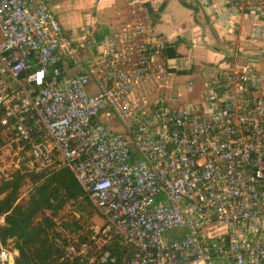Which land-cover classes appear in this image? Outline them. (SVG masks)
I'll use <instances>...</instances> for the list:
<instances>
[{
  "label": "built area",
  "instance_id": "2783aa9c",
  "mask_svg": "<svg viewBox=\"0 0 264 264\" xmlns=\"http://www.w3.org/2000/svg\"><path fill=\"white\" fill-rule=\"evenodd\" d=\"M224 2L232 12H264V0ZM63 33L48 0H0L1 131L28 170L67 167L103 218L79 232L58 221L60 257L264 264V80L256 62L216 66L200 100L177 106L169 75L187 61L170 62L168 37L142 17L101 38L73 75L61 65L76 63L86 38ZM170 229L183 232L163 237ZM16 255L0 239V264Z\"/></svg>",
  "mask_w": 264,
  "mask_h": 264
},
{
  "label": "crops",
  "instance_id": "0c3cea01",
  "mask_svg": "<svg viewBox=\"0 0 264 264\" xmlns=\"http://www.w3.org/2000/svg\"><path fill=\"white\" fill-rule=\"evenodd\" d=\"M224 1L48 0L51 10L53 4L65 14L66 21L75 26L72 35L66 36L64 32V36L72 40L86 38L85 46L76 56L88 63L96 53L97 42L134 16L148 21L158 35L168 37V44L173 45L177 54L170 62H177L178 54L184 48H192L189 57L184 59L187 66L172 70L190 72L194 63L200 64L201 68H208L197 75V81L188 84V89L194 93L193 103L204 94V81L218 65L222 67L251 59L256 62L264 80V12L248 8L232 12ZM84 5L91 10L93 18L88 14L80 18L74 13ZM72 65L64 59L61 67L67 75H73L77 72H67ZM169 84V90L180 94V88L174 82L169 81ZM169 103L173 105L171 98Z\"/></svg>",
  "mask_w": 264,
  "mask_h": 264
},
{
  "label": "trees",
  "instance_id": "16d2710c",
  "mask_svg": "<svg viewBox=\"0 0 264 264\" xmlns=\"http://www.w3.org/2000/svg\"><path fill=\"white\" fill-rule=\"evenodd\" d=\"M163 54L169 58L177 56L172 44H167ZM172 71L179 73L185 70ZM2 143L0 136V146ZM24 166L25 171L21 170L23 167L17 169L10 179L0 182V213H6L0 227V239L3 242L9 239L16 249L13 264H80L77 259L60 257L61 250L53 241L54 227L58 222L53 214L65 204L80 211V199L90 204L86 192L82 191L65 166L37 172ZM25 180L30 183L29 195L25 201H17L19 187ZM78 218L59 222L79 232L84 226Z\"/></svg>",
  "mask_w": 264,
  "mask_h": 264
},
{
  "label": "rangeland",
  "instance_id": "374dc122",
  "mask_svg": "<svg viewBox=\"0 0 264 264\" xmlns=\"http://www.w3.org/2000/svg\"><path fill=\"white\" fill-rule=\"evenodd\" d=\"M70 1V0H69ZM51 8L56 16V19L61 25V28L63 29V32H65L66 36L72 35L74 32V27L70 23L66 21L65 14L61 13L60 10H58L53 4H51ZM74 13L78 17H82L85 14L90 15L91 18H93V15H91V10L87 8L85 5L82 6L80 9H77L74 11ZM85 18H83L84 20ZM64 34V35H65ZM192 48H184V50H181L178 54L177 62L184 60L185 58L189 57V53L192 51ZM186 54V55H185ZM185 59V60H186ZM75 64L72 65V68L67 70L68 74H73L75 72L81 71L86 65H88V62L80 60L79 56L75 57ZM208 68H201L200 64L194 63L192 65V70L179 72V73H172L169 75V81L174 82V85L178 86L180 94H177L176 92H173L172 90L167 91V95L171 98V103L173 105H186L189 106L190 104H193L194 93L190 92L188 89V84L190 82L197 81L196 77L197 75L206 72ZM120 123L117 122V126L120 129ZM0 136L3 140V143L0 146V182L3 180L10 179L12 174L17 169H22L25 171L24 164L26 163V160L24 157H22V152L19 151V153H15L17 151V144L15 141H13V138L10 133L5 131H0ZM27 170V169H26ZM29 189H30V183L25 180L19 187V196L17 198V201H25L27 198V195H29ZM81 204L80 211L73 210V207L69 204H65L60 210L56 211L53 214V217H55L56 221H66L74 220L77 216L78 221L80 224H82L85 228V225H97L101 226L103 224V218L94 210L91 203H84V200H79ZM83 228V229H84ZM82 229V230H83ZM183 231H180L178 229H170L166 230L162 233V236L168 239H176L179 238V233ZM185 232V231H184Z\"/></svg>",
  "mask_w": 264,
  "mask_h": 264
}]
</instances>
